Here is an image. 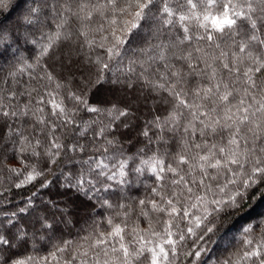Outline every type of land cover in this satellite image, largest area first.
Masks as SVG:
<instances>
[{"label": "snow or ice", "instance_id": "6c2138e0", "mask_svg": "<svg viewBox=\"0 0 264 264\" xmlns=\"http://www.w3.org/2000/svg\"><path fill=\"white\" fill-rule=\"evenodd\" d=\"M72 24L79 25L75 32ZM37 26L49 29L40 33L47 43ZM145 27L160 42L132 47ZM73 39L87 47L94 69L81 82L58 78L45 60ZM26 45L39 48L35 63L21 54L30 51ZM10 55L16 62L0 75V178L10 181L0 187V264H49L59 254L62 264H177L181 255L207 264L203 245L243 210L251 190L264 186V0H0V61ZM25 68L27 83L17 79ZM137 86L170 110L145 122L147 143L133 152L121 131L132 126L133 113L121 93ZM102 90L113 99H100ZM169 133L178 148L161 153L171 146ZM136 183L150 195L129 196ZM12 188L26 196L9 210ZM194 189L212 199L197 194L190 203ZM76 202L109 212L108 230L94 222L84 243L64 241L39 259L20 256L38 231L58 230L46 209L76 226L68 207ZM197 204L204 214L190 218ZM29 217L31 226L23 222ZM194 228L202 246L183 250ZM257 229L261 239L254 241ZM241 233V259L264 264V220Z\"/></svg>", "mask_w": 264, "mask_h": 264}, {"label": "trees", "instance_id": "16d2710c", "mask_svg": "<svg viewBox=\"0 0 264 264\" xmlns=\"http://www.w3.org/2000/svg\"><path fill=\"white\" fill-rule=\"evenodd\" d=\"M128 18L129 17H124V19ZM41 19H43V17H41ZM49 23L51 22L49 21ZM78 27V24H72L71 30L75 32ZM52 30H55L54 26ZM48 31L49 29L47 27L37 26L36 35L37 38L41 40L42 44L47 43V40L46 38L41 37L40 33H46ZM153 32L154 28L145 27L144 30L140 32L139 36L132 41L131 46L135 48H141L147 47L149 44L159 43L160 39L153 38ZM96 39L99 41V34H96ZM23 47L29 48L30 51H22L21 54L28 59V62L35 63L34 58L39 54V48H32L31 45H26ZM87 52L88 49L86 46L84 49L78 48L75 39H73L71 42L61 41L51 52L50 57H45V60H47L52 71L58 78H62L68 82H81L84 77L89 76L90 72L94 71V69H91L86 63L84 54ZM94 52L103 53V49L97 48L94 50ZM93 58H95V55H93ZM15 62V58L11 55L8 57L7 62L0 61V75L7 73L9 66ZM29 72H31V69L25 68L23 72L18 74L17 79L27 83L29 80ZM164 95L167 94L165 93ZM121 96L126 100L133 113L131 120L132 126L129 129H121V131L126 134V141H131V144L133 145L132 151L135 152L137 148L143 147L147 143L145 137L141 135L142 131L144 130L145 122L153 120L157 115H160L161 117L166 116L170 108L169 105L159 103V96L149 93L147 89L140 86H137L135 91H129L126 96L121 93ZM99 98L110 100L113 99V96L107 90H102L99 93ZM153 132H159V129H153ZM166 138L169 140V144L171 146L166 147V149L161 148V153H164L165 150L171 152L172 149L178 148V144L171 143L172 135L170 133ZM153 147L155 146L153 145ZM227 175L230 176V174ZM12 179H15V177H12ZM0 181H2L0 187L10 185L8 175H4L2 178H0ZM219 181L220 184H225L227 182L224 173L220 175ZM146 183L150 184L151 181H146ZM197 194L201 196L206 195L208 200L212 199V193L206 194L204 191L197 193V191L194 189L193 199L190 201V203H197L194 199L195 195ZM6 195L11 201V204L8 205L9 210H11L15 208L16 205L21 203V201L26 196V192L12 188L11 192L7 193ZM101 195L107 196V193H101ZM122 195L123 194L114 195L110 198L113 202H120V196ZM128 195L134 199H142L146 195H150V188L146 189L143 183H136L130 190H128ZM53 198H55V193H53ZM68 207L73 212V218L79 221V223L76 224V226H72L71 224L65 225L64 223L60 222L58 212L55 213V220H53V211L46 209L45 211L49 215L50 222L57 224L58 230L38 231L34 239L29 240L27 248L20 249L19 254L21 257L32 256L37 259L48 257L49 254L54 252L58 246H61L64 241H70L74 246L84 243L82 238L92 231V225L94 222L100 224L101 230H108V225L103 221L104 218L110 213L105 211L103 208H96L95 212H93L91 208L86 207L79 202H76L75 205L69 204ZM97 213H99V215H97ZM111 214L114 215V213ZM192 214L203 215V206L201 204H197L196 208L190 209V218ZM116 219L119 221L124 218L117 217ZM132 219H139V226L141 228L148 227V220L146 218H138L133 216ZM261 220H264V186L251 190L243 210L238 211L234 215L227 217L221 222L216 235L212 236L211 239L203 245L207 250L206 253L202 254L203 259L207 261V264H222V262L226 260H231L233 264H253V261H256V264H258V258L256 257H253L247 261L241 259L243 255L242 250L246 247L244 245V236L241 233V226L248 223L254 224ZM23 222L25 224H29V226L35 223L33 217H29ZM182 226H187L186 220L182 222ZM225 228H227V231H225ZM69 229H71V231H69ZM194 231L197 233V235L186 234V240L182 242L184 246L183 250H187L189 246H191L192 250L202 246L200 243H194L197 241V236L200 233V229L194 228ZM249 238L253 239L254 241H259L261 239L260 230L257 229L256 232L253 233ZM85 247H87L86 243ZM253 247H255V243L251 246H247L249 250ZM209 257L211 259H209ZM63 258L64 255L59 254L57 259H50L49 264H62ZM177 264H189V260L181 255L177 257Z\"/></svg>", "mask_w": 264, "mask_h": 264}, {"label": "rangeland", "instance_id": "374dc122", "mask_svg": "<svg viewBox=\"0 0 264 264\" xmlns=\"http://www.w3.org/2000/svg\"><path fill=\"white\" fill-rule=\"evenodd\" d=\"M76 65H78V64H76Z\"/></svg>", "mask_w": 264, "mask_h": 264}]
</instances>
